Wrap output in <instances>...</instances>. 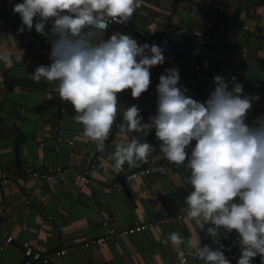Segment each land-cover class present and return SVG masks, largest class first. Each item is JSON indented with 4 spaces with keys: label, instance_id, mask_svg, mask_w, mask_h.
Listing matches in <instances>:
<instances>
[{
    "label": "crops",
    "instance_id": "1",
    "mask_svg": "<svg viewBox=\"0 0 264 264\" xmlns=\"http://www.w3.org/2000/svg\"><path fill=\"white\" fill-rule=\"evenodd\" d=\"M17 3L23 0H0V56L11 53L13 61L9 65L0 60V223L4 222L12 239L6 244L0 233V264H20L22 242L47 256V264H174L178 252L188 254L187 264H204L198 253L205 245L224 255H236L240 245L235 230L229 233L221 227L214 238L207 231L215 227L213 224L208 222L200 228L189 218L128 236L113 235L97 246L84 248L83 244L102 235V212L108 214L107 225L118 229L187 208L186 197L193 189L188 182L191 172L184 165L162 167V172L127 182L120 180L122 175L167 161L154 127L147 134L120 132V125L125 124L123 113L133 105L143 117L141 123H151L147 116L156 115L161 75L177 70V87L186 89L185 94L198 102H205L216 87L207 83L206 77L220 76L231 86L229 91L241 84L243 95L259 96L247 119L256 113L255 119L264 118V0H217L194 14L178 8L183 0H150L142 5L130 28H108L104 39L116 33L136 39L137 35L142 37L146 23L155 22L156 34H169V39L176 36L182 41L183 51H176L177 57L199 70H184L164 57L162 65L150 69V86L141 97L133 98L130 89L117 94L118 113L113 124L117 134L112 143L104 142L103 151H97L96 142L83 135V125L73 119L76 113L69 102L64 112L59 111L58 82L37 83L33 79L38 67L52 63V24L45 26L47 36L38 34L35 27L19 31L22 21L13 13ZM193 6L199 8L201 4ZM147 109L150 114L143 116ZM133 137L152 146L148 163L129 167L125 162L122 169L115 168V160L109 157L118 144H126ZM72 138L70 147L67 142ZM74 147L88 151L87 158L96 162L95 169L89 170L91 182L87 185L79 180L86 167H79L82 153L76 165L70 161ZM194 147L195 141L186 152ZM42 174L50 179H42ZM172 233H179L183 242L174 245ZM59 249H64L65 255L53 258Z\"/></svg>",
    "mask_w": 264,
    "mask_h": 264
},
{
    "label": "clouds",
    "instance_id": "2",
    "mask_svg": "<svg viewBox=\"0 0 264 264\" xmlns=\"http://www.w3.org/2000/svg\"><path fill=\"white\" fill-rule=\"evenodd\" d=\"M142 3L23 0L13 6V13L22 21L21 32L35 27L38 34L47 36L45 26L52 24V63L38 67L32 77L37 83L58 82L59 97L73 106V119L83 125V135L96 142L97 151H103L117 118V94L130 89L133 98L141 97L150 86V69L164 62L162 49L156 44L141 46L121 33L103 38L110 22L127 23ZM0 60L9 65L13 62L11 53ZM178 80L175 69L161 75L157 112L151 123L142 124L143 117L133 105L123 113L125 124L120 125V132L147 134L154 127L162 142L163 158L191 172L188 182L193 191L186 197L187 217L200 228L213 224L215 227L207 231L214 238L221 227L229 233L235 230L241 250L237 264H251L257 256L264 264V118L246 123L252 102L259 96L243 95L241 84L229 91L228 83L216 76L215 90L205 102H198L185 94L186 89L177 87ZM193 141L195 147L188 158L186 148ZM152 151L149 143L133 137L118 144L109 159L115 160L117 169L125 162L129 167H140L148 163ZM170 239L174 245L183 242L179 233H172ZM178 255L183 257L184 253ZM198 255L206 264H230L223 251H213L207 245Z\"/></svg>",
    "mask_w": 264,
    "mask_h": 264
},
{
    "label": "built area",
    "instance_id": "3",
    "mask_svg": "<svg viewBox=\"0 0 264 264\" xmlns=\"http://www.w3.org/2000/svg\"><path fill=\"white\" fill-rule=\"evenodd\" d=\"M149 1L150 0H143V3L141 4L140 8H138L136 10V12L133 14L132 18L127 23L119 24V23L110 22L108 28H110V27H118V28H123V29L130 28V26L132 25V23L134 22V20L137 16L138 12L140 11L142 5L144 3L149 2ZM159 23H161V22L159 21ZM157 25L158 24L155 22H149V23L145 24L144 29L141 32L142 38L144 39L145 43H147L149 46H151L153 44H156L157 46H159L162 49V55L164 57H167V58L175 61L182 69L190 70L192 72H197L199 70L197 65L177 57L175 45L169 40V36L167 34L166 35L156 34ZM93 30H95V29H93ZM175 34H178V31H175ZM214 78H215L214 76L206 77L205 80L210 85H215ZM225 82L228 83L227 81H225ZM228 85H229V83H228ZM230 87L231 86L229 85L228 90H230ZM65 106H66V102L61 100V98H60L59 99V111L64 112L66 110ZM255 106H256V100H254L252 102L251 108H254ZM116 134H117V129L113 125L112 130L110 131L109 137L107 139L109 144L112 143V141L116 137ZM73 141H74V138L70 139L67 142V144L71 147V146H73ZM187 153H188V158H190L191 157V150L187 151ZM187 162L188 161L186 159L185 164H187ZM95 165H96V162L93 161L92 159H89L86 161V167L81 170V172L79 174V180L84 185H87L91 182L88 174H89V170L95 169ZM172 165H175V164H172L169 161H165L161 164L154 165L152 167L142 169V170L137 171V172L122 175L120 180L123 182H127V181L134 179L137 176H146V175L153 174L155 171H151V169H157L158 170L162 167L167 168V167H170ZM30 175L32 177H36V173H31ZM40 177L46 181H48L50 179V177L46 174H42V175H40ZM0 215H2V209L1 208H0ZM100 216H101L100 217L101 224L104 226V231H103L102 235H100L99 237H97V238H95L89 242L84 243L83 244L84 248L88 247L89 245H95V246L100 245L101 243L108 241L109 238L113 235L128 236V235H132V234H136V233H139L141 231H144L148 227L160 226V225H172L174 223L182 221L183 219L188 218L186 211L183 210L182 212L170 214V215H157V216L153 217L150 221H148V223H145V224L132 225L129 227H121L118 229H114V228L107 225L108 214L106 212H102ZM58 230L61 231V228L59 227ZM0 233L2 234V236L5 237V243L9 244L12 239L7 234L4 222L0 223ZM20 247H21V254H22V260H21L20 264H32V263H37V262H39L41 264H47L50 261V259L47 256H44L40 251L33 248L28 242H22L20 244ZM1 250H2V246L0 245V251ZM65 253H66V251L64 249H59V250L55 251L52 254V256H53V258L58 259V258L62 257L63 255H65ZM183 253H184L183 257H180L179 255L177 256V259L175 260L174 264H182V262H183V264H187L188 254L185 252H183ZM225 257L227 259H229L230 263L234 259V255H231V254L225 255Z\"/></svg>",
    "mask_w": 264,
    "mask_h": 264
},
{
    "label": "water",
    "instance_id": "4",
    "mask_svg": "<svg viewBox=\"0 0 264 264\" xmlns=\"http://www.w3.org/2000/svg\"><path fill=\"white\" fill-rule=\"evenodd\" d=\"M217 0H183V3H181L180 5H178V8L181 9L182 11H184L185 13H192L194 14L196 11H202L204 9V6H206L208 3L210 2H216ZM236 1H242V0H236ZM195 3H199L201 4V7L199 8H196L195 6H193V4ZM231 3H234V0H231ZM198 9H201V10H198ZM169 35V34H168ZM139 45H143L145 44V41L144 39L137 35V38L135 39ZM171 42H173L175 44V48H176V51H179V52H182L183 49H182V41L180 39H178L176 36L173 37L172 39H169ZM149 108V107H148ZM149 109H147V113H145V115L143 114V116H146V114H150L149 113ZM259 113H256L255 115H253L252 117H250L249 119H246V123L251 125L253 122H256L257 119H255V117L258 115ZM142 116V115H141ZM152 116L149 115L147 116V119L148 120H151ZM70 153H71V163L73 165H76V161H78L77 159V156L81 155L82 153V158L83 160H81V164L79 165L80 168H84V164H86V161L87 159L89 160L90 158H87L89 155L88 151H83V149H80V148H72L70 150ZM55 162V159L52 160V163ZM236 255H234V258H235ZM206 264V263H204Z\"/></svg>",
    "mask_w": 264,
    "mask_h": 264
},
{
    "label": "trees",
    "instance_id": "5",
    "mask_svg": "<svg viewBox=\"0 0 264 264\" xmlns=\"http://www.w3.org/2000/svg\"><path fill=\"white\" fill-rule=\"evenodd\" d=\"M240 256H241V250H240V246H239V249H238V251L236 253V256H235V258L233 259V261L230 264H237ZM251 264H262V258L260 256L255 257L252 260Z\"/></svg>",
    "mask_w": 264,
    "mask_h": 264
}]
</instances>
